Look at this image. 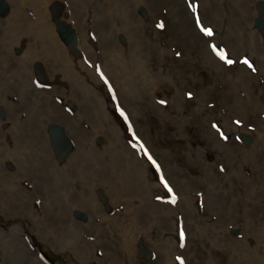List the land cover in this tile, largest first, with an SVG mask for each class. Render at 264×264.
Wrapping results in <instances>:
<instances>
[{
    "label": "rangeland",
    "instance_id": "374dc122",
    "mask_svg": "<svg viewBox=\"0 0 264 264\" xmlns=\"http://www.w3.org/2000/svg\"><path fill=\"white\" fill-rule=\"evenodd\" d=\"M57 1L67 12L70 10L68 7L70 3L72 4V0ZM259 1L264 3V0ZM103 2L104 0H90L89 25L84 31L90 40V50L89 53L86 52V55L80 57L81 61H71L65 53L67 50L71 52L77 43L74 29L68 27L71 20L67 23L63 22L58 27L57 36L65 46L63 49L58 48L57 51L60 71L66 76V80L61 81L58 77L55 78L57 80L53 77L49 78L50 74L55 72L53 71L55 67L52 61L54 47L52 44L48 45L50 44L48 39L42 37L35 41V37L28 34V36H23L24 40L16 48H7L8 34L6 31L11 30L8 19L12 20L18 17L16 23L20 26L23 19L24 21L30 18L34 19L35 13L31 11V4L28 0H0V264H5L7 255L5 250L8 242H17L27 249L28 240L33 243L46 264H98L97 259L87 255L79 256V252H81L82 245L89 247L90 232L87 231L86 221L88 215H92L90 211L94 212L93 215L95 212H102L100 204L102 205V202L107 200L112 204V206H107L108 214L110 213L112 216H125L127 207H134L145 215L150 213L152 220L155 218L167 221L169 219L167 217L153 215L151 208L145 206V200L137 199L133 203L129 201L133 192L125 190L127 175L130 174L127 160L133 162L134 159L137 160L136 163H142V161L148 163L152 178L154 177L162 189L160 193L154 195L152 201L170 205L176 203H172V199L175 196L177 201L178 194L175 184L163 173L164 166L156 156L157 153L159 154L161 151L171 153L177 166L189 170L188 173L194 177H198L200 173L197 167L191 163L187 151L197 145L203 147L208 159L218 158L221 168L226 165V158L205 137V129L206 126L208 127L207 113L201 110L197 113L199 119L195 117V112L192 111L190 114L196 105L195 99L198 94L196 91L207 87V106L210 108L208 112L213 121L211 126L221 127V129L213 127L220 139L225 140L226 134L217 130H229L228 122L239 127L240 123L237 121L240 118H228L224 124H222L223 119H218V104L226 103L221 100V92L226 94L229 91V86L221 84L219 82L221 78H218L216 72L211 70L201 58L200 45L197 42L192 44V47L183 48L181 46V41L177 39L174 31L178 18L168 10L171 5L161 3V7L157 8L156 23L148 24L143 20L139 22L140 19H134L120 31L121 35L118 37L117 43L123 53L130 46L129 39L132 40V30H137L138 34H141V45L138 47L142 53H145L141 57L132 54L128 62L126 59L128 55L123 54L124 56H122L123 60L120 62V66L122 69L132 67L127 69V73L130 74V82L135 85L133 97L127 99L131 109L124 110L118 106L116 101L118 97L115 92L112 96L110 95L111 87L107 78L101 73V63L106 65L101 51L105 44L100 40L92 17L103 15ZM173 3L176 2L173 0ZM181 3L192 15L193 27L191 28L199 35L211 38L208 47L212 56L225 67L228 73L234 74V63L228 65L211 47V45H216L217 51H224L228 59L235 62L238 54L233 55L227 50L231 49L232 39H227L225 43L220 39V35L215 38L212 37L213 35H205L201 31V26L211 28L213 34L215 28L212 27L213 23L208 18L202 17L196 9L197 0H182ZM234 5L232 3L233 7ZM261 5L258 3L256 10L259 8L261 12ZM53 11L56 13L55 10ZM136 13L142 18L147 15L143 7H137ZM205 14L207 15V13ZM234 15L232 12L229 13L230 22ZM223 21L229 27L230 23L225 15ZM261 22H264V18L256 15L253 24L257 29L259 27L256 25ZM113 23L116 26L112 27ZM161 24L163 27H159ZM104 26L114 32L118 27L114 18H111V21H108ZM59 28H62V31H59ZM64 36L73 37L74 41L73 38L67 41ZM260 36L264 46L263 37L261 34ZM28 47L32 58L28 59V64H26L18 57H21L23 50L25 51ZM243 47L247 46L241 45L236 47V50L240 51ZM245 53L249 54L248 50ZM40 56L46 61L39 59ZM35 59H39L41 62L34 61ZM4 62H8L12 68L4 70ZM115 62L119 65L118 60ZM144 63L153 69V72L149 73L151 76L147 74L145 78L142 74L135 73V67L142 66ZM107 64L111 68L109 60ZM247 68L253 72L252 68ZM95 75L107 85L109 99L97 87ZM216 77L219 81L212 88ZM258 82L255 83L254 76L249 79L252 86L251 92L263 97L264 100V80L258 79ZM164 83L169 85L185 83L186 91L180 92L185 100L184 108L182 107L180 110L179 107L173 110L171 105L162 100L166 99V96L159 87ZM24 85L27 88L25 93L20 91ZM153 93L158 97L154 104L151 101ZM31 104L43 112L44 118L42 117L43 120L41 119L40 122L47 126L45 134L50 142L53 160L50 159L48 151L40 142L39 136H28L33 123L30 113ZM175 114H179V116L175 117ZM251 114L247 110L246 118L242 121L243 130H251L254 127V119ZM186 115H189V120L183 122L182 126H176L175 120ZM263 115L264 106L261 114L257 113L256 116L262 118ZM40 122L38 130H40ZM52 130H56L59 134L57 141L52 139ZM112 130L117 133L115 136L109 134ZM120 131L122 134L125 131L126 134L121 137ZM134 136L138 137L137 140ZM262 136L261 141L264 148V133ZM234 139L240 141L236 137ZM129 142L138 157L132 153L128 146ZM244 142L248 144L249 138L244 137ZM232 143L234 142L232 141ZM122 150L129 151L133 159L121 154ZM153 160L155 164H153ZM96 162L100 166L96 167ZM119 163L121 168H118ZM80 166L83 171L78 172ZM259 174L258 170H254V175ZM41 178L45 179L42 187L38 181ZM162 178L163 181H167L168 186L172 189L171 192L165 187ZM92 192L96 194L95 199L100 201L95 210L91 205V201L94 200H91L90 193L92 194ZM55 202L65 214H63V219L67 218L64 224L65 234L76 239L66 241L50 229L49 218L52 217L51 214L57 212L55 211ZM141 202L144 203L141 204ZM262 208L264 209V203ZM177 217L181 218L178 215ZM260 222L261 218H259L258 224ZM100 224L103 226H99ZM99 225L97 226L98 235L101 234L113 243L114 247L108 251H115L116 248H119V244L114 241L113 230L108 227V223L105 225L104 221H101ZM165 229L166 227L159 222L157 235L160 241L166 239L161 236ZM176 232L177 241L175 243H178L182 248L185 245L186 231H184L183 221L178 218ZM181 232L184 233L183 239H181ZM197 240L196 236L187 240L194 256L189 261L182 257L176 258L177 264H181V260H183V264H190L194 261L200 264L205 263L204 259L208 255L210 247ZM118 252L119 254L115 256L120 261L123 255L119 249ZM213 252L219 264H227L228 257L225 253L217 249ZM256 253L264 255V232L263 240L253 242L248 252V255L255 258L257 264H264V258L255 256ZM159 256V254H152L149 248L139 245L135 255L130 259L132 264H157ZM233 256L236 264H245V259L239 249H234Z\"/></svg>",
    "mask_w": 264,
    "mask_h": 264
},
{
    "label": "bare ground",
    "instance_id": "6f19581e",
    "mask_svg": "<svg viewBox=\"0 0 264 264\" xmlns=\"http://www.w3.org/2000/svg\"><path fill=\"white\" fill-rule=\"evenodd\" d=\"M28 1L31 4H29L31 11L35 13V17L32 20L31 18L25 21L23 19L20 26L16 23L18 17L12 20L8 19L11 30L6 31L8 34L6 40L7 48H16L24 40L23 36H28V34L33 38L35 37V41L40 40L42 37L48 39L50 41L48 45L52 44L54 47V58L52 61L55 67L53 70L55 72L52 71L53 73L50 74L49 78L53 77L55 79L58 77L61 81L66 80L65 74L60 71L57 54L58 48L63 49L65 46L57 36L56 31L60 24L71 20L68 23L70 25L68 27L74 29L77 43L71 52L67 50L68 52L65 51V53H67L71 61H81L80 57L86 55V52L89 53L90 50V40L84 33L89 25L90 0H72V4L70 3L68 7L71 11L69 10L68 12L63 6L58 4L57 0ZM174 1L176 3H173V0H104L103 15L92 17V22H95L100 40L105 44L101 51L103 52V60L107 66L101 63V73L107 78L111 87L112 92L109 91L110 95L112 96L114 92L117 95L118 99L116 101L118 106L124 110L126 108L130 110L131 107L127 99L133 97L135 85L130 82V74L127 73V69L132 67L122 69L120 62L123 60V54L128 55L126 58L128 62L132 54L141 57L145 53H142V50L138 47L141 45V34H138L137 30H132V40L128 38L130 46L123 53L122 48L117 43L118 37L121 35L120 31L127 26L128 22L132 23L134 19H140L139 22L143 20L148 24L150 22L152 24L153 22L156 23L157 8L161 7V3L170 4L171 6H169L168 10L178 18L174 31L177 39L181 41V46L183 48L192 47L191 45L197 42L200 45L201 58L208 64L211 70L216 72V76L221 78L220 81L217 77L215 78L212 88L218 81L223 85L229 86V91L226 94L221 92V100L226 101V103L224 105L221 102L218 104V119H223L222 124H224L228 118L239 117L240 125L237 127L235 124L228 122L229 130H217L222 134H226L225 140L220 139L216 129L211 126L213 121L208 112L210 108L207 106V87L196 91L198 93L195 99L196 105L190 111V114L192 111L195 112V117L198 119L197 113L201 110L207 113L208 127L206 126L205 129V137L216 150L223 154L227 160L226 165L221 168L218 158V160L216 158L213 160L208 159L203 147L197 145L195 148L187 151L191 163L197 167L200 173L198 177H194L188 173L189 170H184L177 166L175 158L171 153L161 151L158 154L156 152V156L159 157L164 166V168L162 167L163 173L175 184V190L178 194V199L174 205L168 203L161 204L158 201H152L154 195L160 193L162 189H160V185L154 180V177L152 178L148 163L141 157L139 158L145 162L136 163L137 160L133 159L129 151L122 150L123 153L121 154H125L127 157L133 159L134 162L127 160L130 174L127 175L128 180L125 183V190L133 192L129 201L133 203L137 199L140 201L145 200V206L151 208L153 215L164 216L169 219L161 221L153 218L152 220L150 213L145 215L134 207H127V214L125 216H112L107 211V206H112V204L106 199L107 201L102 202L101 205L100 201L95 199L96 194L92 192V194L90 193L92 195L91 200L94 199L93 201L90 200L92 208L95 210L99 206L98 204H100L102 212H95V215H93L94 212L89 210L92 214L88 215V220L86 221L87 231L90 232L89 247L82 245L79 256L87 255L88 257L95 258L98 264H132L130 257L135 255L137 247L141 245L147 249L149 248L152 254L160 255L159 264H177L175 262L177 257H182L189 261L194 256L187 240L196 236L198 242L206 243L210 247L203 264H219L213 252L216 249L221 250L227 255V264H236L233 256L234 249L240 250L242 257L245 259V264H257L255 258L248 255V252L253 242L263 240L264 232V209L262 208L264 203V148L261 141L264 133V115L262 118L256 116L257 113L261 114L264 100L263 97L251 92L252 86L249 83V79L254 76L255 83H259L258 79L264 80V46L260 36V27L262 28L263 24L262 26L256 25L259 29L253 24L256 15L264 18V3L259 0H197L196 9L198 12L202 17L208 18L214 25L207 22L215 28L212 37L215 38L220 35V39L225 43L227 39H232L230 42L232 50H227L233 55L238 54L237 60L233 64V74L228 73L225 67L212 56L208 47V42L211 38L203 37L191 28L193 27V18L181 3L182 0ZM232 3L235 4L234 7ZM258 3L262 4L261 12L259 8L256 10ZM137 7H143L146 10L147 15L145 18L137 15ZM231 12L235 14L232 22L228 18ZM224 15L230 23L229 27L223 21ZM235 16L237 17L235 18ZM111 18L115 19L118 26L115 29L116 36L114 31L104 26L108 21H111ZM114 26L116 25L113 23L112 27ZM59 29L61 30L62 28ZM241 45H246L247 47H243L240 51H237L236 47ZM43 49L45 50V48ZM247 50L249 54L245 53ZM76 54L77 56H75ZM31 56L32 54H30V48L28 47L25 51L23 50L21 57H18V59L28 64V59H31ZM39 59L46 61L42 56ZM39 59H35L34 61L41 62ZM245 59L252 64L250 68L253 69L254 74L247 68L249 66L243 63ZM108 60L110 61L111 68L107 64ZM117 60L119 65L115 62ZM4 65V70L12 68L8 62H4ZM135 68V73L142 74L144 78L147 74L153 72V69L146 66L145 63ZM94 79L99 90L108 98L107 85L99 80L96 75ZM185 86V83H174L171 85L164 83L159 87L161 92L166 96V99L162 100L171 105L173 110L179 107L181 110L182 107H185V100L180 95V92L186 91ZM26 90L25 85L20 88V91H23V93ZM151 96L153 104L156 103L158 97L155 93ZM29 100L31 101L32 99ZM247 110L252 113L251 115L254 119V127L251 130H243L241 127L243 119L246 118ZM30 113L32 115L31 122L33 123L28 136H39L40 142H42L43 147L48 151L50 159L53 160L50 142L47 140L45 134L47 126L43 125V122H40L44 118L43 112L31 104ZM178 116L179 114H175V117ZM189 118V115L180 116L175 120L176 126H182L183 122H187ZM39 122L40 130H38ZM216 128L221 129L218 126ZM137 132L141 135L139 130ZM51 133L52 139L57 141L59 139L58 132L52 130ZM109 134L115 136L117 133H115V130H112ZM124 134H126L125 131H123V134L120 131L121 137ZM233 137H236L240 141H236ZM244 137L249 138L248 144L244 142ZM134 138L137 140L138 137L134 136ZM130 145L131 142H129L128 146L132 153L137 156L136 151ZM95 166H100V164L96 162ZM118 168H121L120 163ZM254 170H258L260 174L254 175ZM81 171L83 169L80 166L78 172ZM38 181L41 187L45 183L44 178ZM164 197L167 198L166 196ZM55 206V211L57 212L51 214L52 217L49 218L50 229L59 234L61 239H66V241L76 239L70 237L69 234H65L64 224L67 218L63 219L64 213L56 202ZM177 215L181 216V218L177 217ZM177 218L183 221L184 231H186L185 245L182 248L179 247L178 243H175L177 241ZM259 218H261V222L258 224ZM101 221H104L105 225L108 223V227L114 232V241L119 244V248H116L113 252L108 251V249L114 247L113 243L109 242L101 234L98 235L99 229L97 226ZM158 221L162 226L166 227L163 235L160 234L166 238L164 241L158 239ZM99 226H103V224ZM179 228H181L180 225ZM27 244L28 248L26 249L17 242H8L5 250L7 253L5 264H46L33 243L28 240ZM118 249L123 255L122 259H119L120 261L115 256L119 254ZM211 250L213 251L211 252ZM255 256L264 258V255L258 253ZM190 264L200 263L194 261Z\"/></svg>",
    "mask_w": 264,
    "mask_h": 264
},
{
    "label": "snow or ice",
    "instance_id": "6c2138e0",
    "mask_svg": "<svg viewBox=\"0 0 264 264\" xmlns=\"http://www.w3.org/2000/svg\"><path fill=\"white\" fill-rule=\"evenodd\" d=\"M197 23H199V20H197ZM159 27H163V25L161 24V25H159ZM201 31L204 32L205 35H208V36L213 35V32H212L211 28H204L203 26H201ZM211 47H212V50L214 52H216V54L220 57V59L225 61L228 65H231V64L234 63L233 60L228 59L227 54L224 51H222V50L221 51H217L216 45H211ZM243 63L248 65L249 67H252V64L247 59H245L243 61ZM121 114L123 115V113H121ZM237 123H240V122L237 121ZM213 127H216V125H213ZM149 159H151V157H149ZM152 162H153V164H155L154 160ZM162 181H163V178H162ZM163 183L165 184V187L168 188V191L171 192L172 189L168 186L167 181H163ZM175 202H176V197L173 196L172 203H175ZM180 235H181V239H183L184 238V233L181 232ZM177 259H180V258L177 257ZM181 264H183V260H181Z\"/></svg>",
    "mask_w": 264,
    "mask_h": 264
},
{
    "label": "water",
    "instance_id": "95a60500",
    "mask_svg": "<svg viewBox=\"0 0 264 264\" xmlns=\"http://www.w3.org/2000/svg\"><path fill=\"white\" fill-rule=\"evenodd\" d=\"M264 35V34H263Z\"/></svg>",
    "mask_w": 264,
    "mask_h": 264
}]
</instances>
